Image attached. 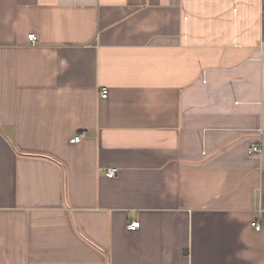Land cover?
<instances>
[{
  "label": "crops",
  "instance_id": "0c3cea01",
  "mask_svg": "<svg viewBox=\"0 0 264 264\" xmlns=\"http://www.w3.org/2000/svg\"><path fill=\"white\" fill-rule=\"evenodd\" d=\"M0 264H264V0H0Z\"/></svg>",
  "mask_w": 264,
  "mask_h": 264
},
{
  "label": "built area",
  "instance_id": "2783aa9c",
  "mask_svg": "<svg viewBox=\"0 0 264 264\" xmlns=\"http://www.w3.org/2000/svg\"><path fill=\"white\" fill-rule=\"evenodd\" d=\"M28 38L30 40L31 43H36L37 40H38V37L35 33H31L28 35ZM109 96V89L107 88H103L102 91H101V97L102 98H107ZM85 138V135L83 133H78L77 135L73 136L71 138V142L72 143H78V142H81L83 139ZM261 151V147L260 145H254L252 147V152L254 153H260ZM117 169L115 168H111V169H108L107 172H106V175L109 177V178H114L117 176ZM140 225H141V222L140 221H132L128 224V228L130 230H137L138 228H140ZM252 226L255 227L256 230H260L261 229V224L256 222V221H253L252 222Z\"/></svg>",
  "mask_w": 264,
  "mask_h": 264
}]
</instances>
